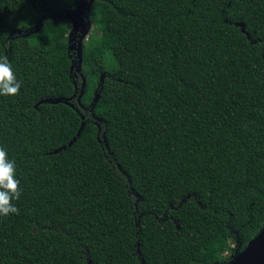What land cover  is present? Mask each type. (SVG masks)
<instances>
[{"label": "trees", "instance_id": "obj_1", "mask_svg": "<svg viewBox=\"0 0 264 264\" xmlns=\"http://www.w3.org/2000/svg\"><path fill=\"white\" fill-rule=\"evenodd\" d=\"M75 5L0 0L21 82L0 95V146L22 189L0 264L228 261L264 225V0H95L82 105ZM57 97L74 107H36Z\"/></svg>", "mask_w": 264, "mask_h": 264}, {"label": "water", "instance_id": "obj_2", "mask_svg": "<svg viewBox=\"0 0 264 264\" xmlns=\"http://www.w3.org/2000/svg\"><path fill=\"white\" fill-rule=\"evenodd\" d=\"M95 0H78L77 5L74 9L70 11H65L66 16L70 19L72 18L74 22V27L72 28V31L70 30L68 36H69V52H71L70 56L72 58V55L75 56L77 59H72V70L75 65H77V70L80 71L81 77H82V91L81 94L78 97L79 103H81V96L84 93V89L86 87L87 78L85 74L82 71V64H83V40L85 35L88 33L91 25L93 24L91 19V7ZM64 11L60 13H52V14H45L43 16V19H46L48 17L58 18L65 14ZM42 19V20H43ZM239 25L244 26L243 23H239ZM42 26V22L38 24L35 27V32L39 31ZM243 31H246L245 28H242ZM33 31V30H32ZM76 62H78L76 64ZM104 79V75L101 76V80ZM76 84V83H75ZM77 91V86H76ZM73 97H57V98H46L40 100L36 107L42 102H50V103H59L63 102L65 104H69L74 107V103L71 101ZM99 98V94H95V98L93 102L91 103V106H95L97 100ZM83 120L85 119V116L82 114ZM99 126V132L101 131V125L99 122H96ZM85 126V120L82 122L81 127L77 133V136H75L70 142L69 145H72L73 142L77 139V137L80 135L82 129ZM98 138H100L98 136ZM106 140V139H105ZM66 148V145H63L55 150V152L60 151L61 149ZM185 200V199H183ZM88 264H93L91 259H88ZM212 264H264V225L260 229V231L249 240L247 245L243 249H237L235 253H232L230 255V258L228 261L224 262H214Z\"/></svg>", "mask_w": 264, "mask_h": 264}, {"label": "clouds", "instance_id": "obj_3", "mask_svg": "<svg viewBox=\"0 0 264 264\" xmlns=\"http://www.w3.org/2000/svg\"><path fill=\"white\" fill-rule=\"evenodd\" d=\"M21 82L17 79L7 56H0V95H18ZM16 163L9 159L6 148L0 146V216L19 214L13 200H19L22 189L16 175Z\"/></svg>", "mask_w": 264, "mask_h": 264}, {"label": "rangeland", "instance_id": "obj_4", "mask_svg": "<svg viewBox=\"0 0 264 264\" xmlns=\"http://www.w3.org/2000/svg\"><path fill=\"white\" fill-rule=\"evenodd\" d=\"M77 1L78 0H76V3H77ZM74 8V7H73ZM70 23H71V31H72V28L74 27V22H73V20H72V18L70 17ZM94 34V33H96V31H95V29H94V24H92L91 25V27H90V29H89V31H88V33L85 35V37H84V40H83V44H85V42L90 38V35L91 34ZM77 59V58H75V56L74 55H72V59ZM78 62H76V64H77ZM73 70H74V75L75 76H77V77H81V73H80V71H78L77 70V65H75L74 66V68H73ZM82 78V77H81ZM82 91V90H81ZM230 255H232V254H230Z\"/></svg>", "mask_w": 264, "mask_h": 264}, {"label": "flooded vegetation", "instance_id": "obj_5", "mask_svg": "<svg viewBox=\"0 0 264 264\" xmlns=\"http://www.w3.org/2000/svg\"><path fill=\"white\" fill-rule=\"evenodd\" d=\"M76 5H77V3H76ZM76 5H75V7H76ZM75 7H74V8H75ZM74 8H70L69 10H68V9H66V10H67V11H70V10H72V9H74ZM66 10H65V11H66Z\"/></svg>", "mask_w": 264, "mask_h": 264}]
</instances>
